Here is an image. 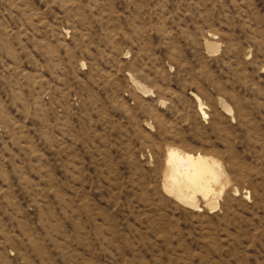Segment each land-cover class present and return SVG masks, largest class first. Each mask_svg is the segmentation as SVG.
<instances>
[{
  "label": "rangeland",
  "instance_id": "rangeland-1",
  "mask_svg": "<svg viewBox=\"0 0 264 264\" xmlns=\"http://www.w3.org/2000/svg\"><path fill=\"white\" fill-rule=\"evenodd\" d=\"M0 264H264V0H0Z\"/></svg>",
  "mask_w": 264,
  "mask_h": 264
},
{
  "label": "bare ground",
  "instance_id": "bare-ground-1",
  "mask_svg": "<svg viewBox=\"0 0 264 264\" xmlns=\"http://www.w3.org/2000/svg\"><path fill=\"white\" fill-rule=\"evenodd\" d=\"M166 186L178 197L195 192L207 196L221 172L218 163L207 156L168 149L166 154Z\"/></svg>",
  "mask_w": 264,
  "mask_h": 264
}]
</instances>
